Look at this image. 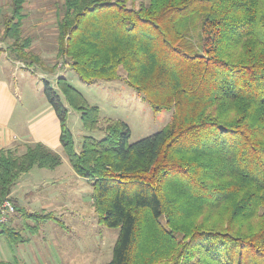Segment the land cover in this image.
Returning <instances> with one entry per match:
<instances>
[{"label": "trees", "instance_id": "16d2710c", "mask_svg": "<svg viewBox=\"0 0 264 264\" xmlns=\"http://www.w3.org/2000/svg\"><path fill=\"white\" fill-rule=\"evenodd\" d=\"M25 1H12L4 39H20ZM58 28L59 54L83 81L122 70L155 112H172L135 143L109 120L102 140L86 136L77 151L69 109L92 131L101 111L65 78L57 90L44 83L99 223L119 230L107 264H264V0H64ZM61 164L41 143L1 151L0 203L32 169ZM17 205L33 231L56 220ZM1 236L25 241L5 224Z\"/></svg>", "mask_w": 264, "mask_h": 264}, {"label": "rangeland", "instance_id": "374dc122", "mask_svg": "<svg viewBox=\"0 0 264 264\" xmlns=\"http://www.w3.org/2000/svg\"><path fill=\"white\" fill-rule=\"evenodd\" d=\"M12 1L0 0V81L6 83L11 96L17 101L18 112L15 116L26 114L25 109L31 112L43 110L48 105L44 83L49 82L57 90V80L65 78L83 94L90 106L99 107L101 111L97 130L92 131L83 127L78 111L69 109L67 127L74 136L77 151L82 148L86 136L102 140L109 120H120L129 126L130 143L152 136L170 123L172 112H155L144 101L142 94L126 84V74L122 70L118 80L85 82L71 68L69 61L62 58L59 54L58 23L63 16L64 0H26L23 5L24 19L20 25V39L17 42L12 38L4 39L10 26L8 18L11 16ZM136 1L138 5L141 0ZM2 67L4 74L1 73ZM16 90L18 92L15 93ZM24 153L18 152L19 155ZM63 158L65 164H61L54 174L49 173L48 169H33V178H46L49 186L43 193L48 199L41 200L38 208H23L28 212L52 213L57 220L42 222L33 231L36 224L25 222L15 210L9 215L5 225L20 232L23 241L28 237L44 241L47 250L51 249L55 254L50 258L52 264H107L112 259L119 230L109 229L99 223L94 208L92 184L82 177L79 181L70 177L66 171L73 167L65 152ZM61 175H65L63 181V178H57ZM49 194L64 196V202L62 203L61 198L58 202L52 201ZM8 201L15 208V202ZM17 245L14 246L16 255L21 250H18L21 247L18 248ZM48 256L44 253L45 261ZM12 257L14 258L13 255ZM43 257H40L41 261Z\"/></svg>", "mask_w": 264, "mask_h": 264}, {"label": "crops", "instance_id": "0c3cea01", "mask_svg": "<svg viewBox=\"0 0 264 264\" xmlns=\"http://www.w3.org/2000/svg\"><path fill=\"white\" fill-rule=\"evenodd\" d=\"M1 73L4 74V67H2ZM16 92H18V90H16L15 93ZM11 95L6 83L3 80L0 81V152L9 149L16 150L17 152H26L27 147L41 143L59 154L63 160L62 165L65 164L63 158L64 150L61 144V122L49 102L40 112L28 111V109L26 110L25 106H23L22 109H25L24 112L26 114L23 113L24 115L15 116L18 112V105L17 101ZM61 166L54 170H49V173L54 174ZM72 169L66 171V173H68L70 177L76 178L77 181L82 179ZM32 171L33 169L27 173V176L23 175L21 177L11 195L12 200L17 202L22 208H31V206L38 208L41 200L45 201L48 199L45 193H43V190L49 186L46 178L42 177V179H35V177L33 178L32 176ZM57 178H63V181L65 175H61ZM61 191L63 192V189H61ZM56 195L57 194H49V199L58 202V199L61 198L63 203L64 196L60 195L57 197ZM44 240L47 241L46 238H44ZM8 242L9 240L5 236L0 237V263L52 264L50 258L54 252L51 249L47 250V244L44 241L40 242L36 241L34 238L28 237L23 243H20L19 246L17 245L18 248L21 247L18 250H22L17 251L18 255L14 254L15 245ZM36 250L37 253L35 252ZM44 253H46L47 256L49 255V258L46 257L47 261H45L43 257ZM30 257H32V259H30ZM40 257H43V261L40 260Z\"/></svg>", "mask_w": 264, "mask_h": 264}, {"label": "built area", "instance_id": "2783aa9c", "mask_svg": "<svg viewBox=\"0 0 264 264\" xmlns=\"http://www.w3.org/2000/svg\"><path fill=\"white\" fill-rule=\"evenodd\" d=\"M15 208L11 205L8 200L0 203V224H6L10 214H13Z\"/></svg>", "mask_w": 264, "mask_h": 264}]
</instances>
